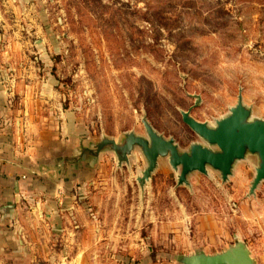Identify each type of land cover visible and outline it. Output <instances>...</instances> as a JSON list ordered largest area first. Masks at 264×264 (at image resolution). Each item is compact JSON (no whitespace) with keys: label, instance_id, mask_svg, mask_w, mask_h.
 Listing matches in <instances>:
<instances>
[{"label":"rangeland","instance_id":"rangeland-1","mask_svg":"<svg viewBox=\"0 0 264 264\" xmlns=\"http://www.w3.org/2000/svg\"><path fill=\"white\" fill-rule=\"evenodd\" d=\"M0 50L11 55L12 145L29 163L60 165L48 179L70 185L78 216L70 208L66 224L89 229L76 237L87 259L182 264L239 239L264 264V180L249 193L245 160L224 181L208 167L178 185L159 157L140 186V147L120 165L109 147L92 153L104 137H147L142 118L179 151L206 144L181 111L214 126L239 96L264 119V0H0Z\"/></svg>","mask_w":264,"mask_h":264},{"label":"crops","instance_id":"crops-1","mask_svg":"<svg viewBox=\"0 0 264 264\" xmlns=\"http://www.w3.org/2000/svg\"><path fill=\"white\" fill-rule=\"evenodd\" d=\"M9 57L0 50V264L14 263L10 261L12 257L18 262L26 259L24 264H39L40 258L47 254L42 264H99L94 252L88 259L85 257L81 249L83 240L76 239L89 229L72 230L66 224L78 216L76 205L61 189L63 186L69 190L70 185L64 180L50 181L49 175H56L54 170H47L48 175L40 172L35 167L42 164L29 163L12 145L15 139L9 133L17 118L11 115L13 88L7 74L12 69L7 65ZM245 162L254 167L256 160L248 157ZM4 206L9 207L1 210ZM73 240L78 242L80 251L69 256Z\"/></svg>","mask_w":264,"mask_h":264},{"label":"water","instance_id":"water-1","mask_svg":"<svg viewBox=\"0 0 264 264\" xmlns=\"http://www.w3.org/2000/svg\"><path fill=\"white\" fill-rule=\"evenodd\" d=\"M181 117L182 121L206 144L195 142L190 144L189 150L179 151L173 139L164 138L145 118H142L147 137L129 132L122 143L104 137L96 143L95 152L92 153L97 154L102 148L109 147L115 152L120 165L123 161L128 162V156L135 146L140 147L148 162L142 175L136 178L140 186L149 180L159 157H167L170 166L178 172L177 184L180 185L187 183V176L193 171L207 174L208 167L217 170L224 181L231 174L237 161L246 160L251 156L256 160L254 177L249 187V193H253L257 185L264 180V119L251 118V111L242 103L240 96L236 105L229 109V114L217 119L214 126L195 119L190 114V109L181 111ZM57 166L60 169V165ZM41 167L46 171L52 169L55 173L59 170L55 167L49 169L46 166ZM8 207L4 206L1 210H6ZM180 262L182 264H256L249 248L239 239L218 253L199 252L185 255Z\"/></svg>","mask_w":264,"mask_h":264}]
</instances>
